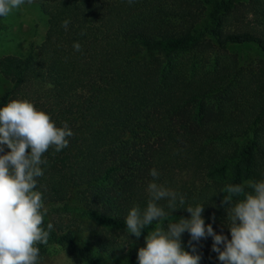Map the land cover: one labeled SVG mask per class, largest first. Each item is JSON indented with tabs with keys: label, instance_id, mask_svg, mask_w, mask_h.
<instances>
[{
	"label": "trees",
	"instance_id": "trees-1",
	"mask_svg": "<svg viewBox=\"0 0 264 264\" xmlns=\"http://www.w3.org/2000/svg\"><path fill=\"white\" fill-rule=\"evenodd\" d=\"M38 3L46 18L42 40L24 55L0 56L8 81L0 107L32 97L74 134L68 147L44 154L35 189L43 204L73 199L101 228L124 232L128 211L146 208L147 186L156 182L185 204L177 201L172 211L166 199L158 201L169 215L142 234L189 218L184 208L197 204L203 218L228 221L225 186L264 179V0L242 4L249 17L230 30L237 0ZM244 46L259 54L243 60ZM48 223L45 214V229ZM96 237L82 244L71 225H53L47 245L64 246L86 264H106L105 255L125 251L123 264H138L134 246ZM189 241L183 233L182 247L191 253ZM192 243L199 264H221L210 236ZM47 245H37L40 258Z\"/></svg>",
	"mask_w": 264,
	"mask_h": 264
},
{
	"label": "clouds",
	"instance_id": "clouds-1",
	"mask_svg": "<svg viewBox=\"0 0 264 264\" xmlns=\"http://www.w3.org/2000/svg\"><path fill=\"white\" fill-rule=\"evenodd\" d=\"M26 2L33 0H0V17L9 16ZM134 2L127 0L129 5ZM69 23L66 19L61 26L67 29ZM73 49L79 52L82 46L74 42ZM73 135L66 122L57 127L48 113L27 99H14L0 107V264H39L37 245H47L53 225L48 223L47 229L43 226L46 210L42 193L35 190L37 178L43 175L41 165L47 163L44 154L50 148L59 152L68 147ZM150 175L155 180L158 172L152 169ZM147 187L150 199L146 208L135 205L125 218L127 231L136 238L154 221L169 215L158 201L166 199L172 211L177 209V201L185 204L183 195L156 182ZM222 193L226 194L221 207L229 206L230 239L205 224L204 205L188 206L184 209L189 218L169 223L166 230L158 224L147 233L144 246L137 251L138 264H199L201 257L195 254L192 242L208 236L221 264H264V179L228 184ZM185 232L190 236L191 253L182 247Z\"/></svg>",
	"mask_w": 264,
	"mask_h": 264
},
{
	"label": "rangeland",
	"instance_id": "rangeland-1",
	"mask_svg": "<svg viewBox=\"0 0 264 264\" xmlns=\"http://www.w3.org/2000/svg\"><path fill=\"white\" fill-rule=\"evenodd\" d=\"M247 0H237L239 13L233 18L232 25L225 27L226 30L232 29L236 19L247 20V9L243 7ZM245 5V4H244ZM45 16L42 14L38 0H33L31 4L24 3L20 8L2 19V28L0 29V56L4 54L24 55L29 45L39 43L45 33ZM242 59L247 61L259 54L254 47L244 46L238 49ZM8 86V81L0 75V93ZM31 101L36 107V100L32 97L23 98ZM40 101H43L41 99ZM37 108V107H36ZM38 109V108H37ZM7 151V148H5ZM77 203L71 199L68 201H58L56 203H45L46 218L52 225H62L71 227L75 231V239L82 244L90 243L99 233H104L115 239L122 247L127 249L134 246L137 251L144 246V238L147 234H142L139 238L131 236L125 230L124 232H113L110 229H103L87 216H83L77 208ZM205 224H211L214 232L223 234L229 239L230 232L227 227L230 226L229 220L226 222L217 221L215 217L210 220L203 218ZM97 238V237H96ZM126 252V251H125ZM125 252H118L111 257L104 256L106 264H123ZM138 262V261H137ZM39 264H86L76 254L69 251L66 247L50 243L46 246Z\"/></svg>",
	"mask_w": 264,
	"mask_h": 264
}]
</instances>
